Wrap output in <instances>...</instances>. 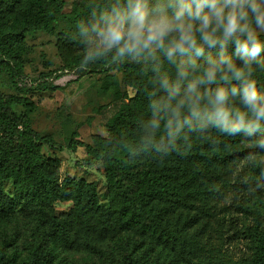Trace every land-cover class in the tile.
<instances>
[{"label": "trees", "instance_id": "16d2710c", "mask_svg": "<svg viewBox=\"0 0 264 264\" xmlns=\"http://www.w3.org/2000/svg\"><path fill=\"white\" fill-rule=\"evenodd\" d=\"M112 2H76L68 22L91 33L92 24L102 11H110ZM65 7L66 0H0V72H6L17 89H24L18 80L29 36L54 32ZM56 46L64 68L122 71L126 83L136 90L121 94L124 101L106 122V134H94L89 146L93 158L104 165L108 205L101 206L96 181L59 177L61 160L42 151L45 144L55 147L54 138L33 128L31 113L36 103L32 97L0 90V224L11 222L20 209L38 225L43 239L60 242L65 248L73 247L74 235L94 244L131 235L146 249L161 242L162 250L176 264H187L194 251L190 237L195 226L207 223L230 189L225 180L229 163L253 150L264 153V121L251 136L243 130L229 136L212 124L202 129L185 125L175 138L167 136L163 120L158 129L151 125L150 105L166 95L158 90L152 61L127 56L123 61L113 60L115 50L86 59L90 49L71 30L56 33ZM260 57L264 58V51ZM253 67L258 88L264 92V69ZM55 73L40 74L36 87L58 88L49 80L59 76ZM246 142L257 146L248 148ZM82 145L75 130L67 147L76 150ZM249 178L264 180V163L253 162ZM58 201H72L73 206L58 213ZM250 238L253 253L246 264H264V225L257 224ZM11 244L7 239L0 244V264H62L55 252L43 247L24 258ZM123 264H142V260L127 254Z\"/></svg>", "mask_w": 264, "mask_h": 264}, {"label": "rangeland", "instance_id": "374dc122", "mask_svg": "<svg viewBox=\"0 0 264 264\" xmlns=\"http://www.w3.org/2000/svg\"><path fill=\"white\" fill-rule=\"evenodd\" d=\"M76 2L83 4L86 0H66L64 15L55 25L54 32H38L29 36L21 57L22 77L18 80L19 86L24 89H17L9 75L0 72V90L32 97L36 103L31 113L33 128L54 138L55 147L45 144L42 151L61 160L59 177L96 181L100 204L106 206L108 193L104 165L100 159L93 158L89 146L93 144L94 134H106V122L124 101L121 94L125 91L134 94L135 88L126 83L122 71L116 70H76L77 79L65 84H61L59 78L56 79V89L36 87L42 73L56 72L60 77L65 71L71 70L63 67L59 57L57 32L71 30L81 44L90 50L94 49L88 43V37L92 34L68 22ZM90 66L94 67V64ZM75 130H78L83 145L71 150L67 144ZM245 146L256 148L257 143L246 142ZM253 151L247 152L238 162L229 163L225 180L230 189L207 223L195 226L190 237L194 251L189 253L187 264H207L213 261L246 264L252 256L250 232L257 224L264 225V180L254 182L249 178L252 163H264V153ZM7 189H10V185H7ZM72 206V201L55 203L58 213L67 212ZM17 212L11 222L0 224V244L7 239L12 242L10 248H18L24 258L43 247L55 252L62 264H123L127 254L141 258L142 264H176L173 256L162 250L161 242L146 249L141 240L131 235L109 237L103 244H94L74 235L76 241L73 247L65 248L60 242L43 239L45 236L41 237L38 225L31 221L30 216L24 215L27 213L20 209Z\"/></svg>", "mask_w": 264, "mask_h": 264}, {"label": "clouds", "instance_id": "9594fccd", "mask_svg": "<svg viewBox=\"0 0 264 264\" xmlns=\"http://www.w3.org/2000/svg\"><path fill=\"white\" fill-rule=\"evenodd\" d=\"M109 7L91 26L86 59L114 49L113 60L153 62L166 93L150 105L154 130L161 120L173 138L185 125L212 124L229 136L261 129L264 92L253 65L264 69V0H113Z\"/></svg>", "mask_w": 264, "mask_h": 264}, {"label": "built area", "instance_id": "2783aa9c", "mask_svg": "<svg viewBox=\"0 0 264 264\" xmlns=\"http://www.w3.org/2000/svg\"><path fill=\"white\" fill-rule=\"evenodd\" d=\"M77 74L78 73L76 72V69H74V70H70V71H65V73L62 76H60V77L52 76V77L49 78V80L54 82L56 79L59 78L61 80V82H62L61 84H65V83H67L68 81H70L72 79H77V77H78Z\"/></svg>", "mask_w": 264, "mask_h": 264}]
</instances>
